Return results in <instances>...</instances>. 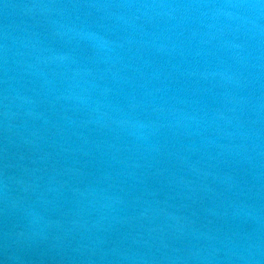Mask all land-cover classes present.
I'll use <instances>...</instances> for the list:
<instances>
[{
  "label": "water",
  "instance_id": "1",
  "mask_svg": "<svg viewBox=\"0 0 264 264\" xmlns=\"http://www.w3.org/2000/svg\"><path fill=\"white\" fill-rule=\"evenodd\" d=\"M0 264H264V0H0Z\"/></svg>",
  "mask_w": 264,
  "mask_h": 264
}]
</instances>
